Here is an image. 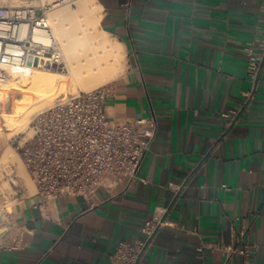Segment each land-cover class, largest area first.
<instances>
[{"label": "crops", "instance_id": "crops-1", "mask_svg": "<svg viewBox=\"0 0 264 264\" xmlns=\"http://www.w3.org/2000/svg\"><path fill=\"white\" fill-rule=\"evenodd\" d=\"M95 2L98 31L124 59L105 110L154 115L155 136L136 177L90 198L44 203L35 185L0 182V264H110L162 208L169 224L139 264H264V71L224 127L251 87L245 47L262 36L264 0Z\"/></svg>", "mask_w": 264, "mask_h": 264}, {"label": "built area", "instance_id": "built-area-1", "mask_svg": "<svg viewBox=\"0 0 264 264\" xmlns=\"http://www.w3.org/2000/svg\"><path fill=\"white\" fill-rule=\"evenodd\" d=\"M49 5L40 0L37 4H0V83L29 75L34 68L65 70L64 52L46 14ZM245 49L250 54L251 87L240 106L224 114L228 117L225 129L240 118L256 94L264 71V30ZM108 93V86L102 85L65 95L33 116L29 135L19 141L17 151L42 202L60 195L90 198L98 187L113 188L121 178L131 181L137 176L155 136L156 119L154 115L110 116L105 110ZM10 179L14 183L17 175L12 173ZM166 212L167 208L158 209L143 221L142 238L119 241L110 264H139L159 229L169 224ZM247 250L232 249L243 254Z\"/></svg>", "mask_w": 264, "mask_h": 264}, {"label": "bare ground", "instance_id": "bare-ground-1", "mask_svg": "<svg viewBox=\"0 0 264 264\" xmlns=\"http://www.w3.org/2000/svg\"><path fill=\"white\" fill-rule=\"evenodd\" d=\"M61 1L65 2L67 0H40V2L45 4H51L52 7H58ZM76 9L77 14L76 12L74 14V10H71V12H73L72 14L71 12L68 13V9L67 12V10H64L63 8H56L51 14L47 15L49 22H53L52 27L54 26V30L57 33L56 36L58 35V39L60 38L62 41L61 44L63 49L65 48L64 53L68 54L69 62H67L66 65L68 71H72V74L70 73L71 80L80 82V79L82 78L83 81H92V79L96 80L98 77H106L114 71V65L111 60L108 59V55L98 54L95 50H91V52L88 53L83 47L80 48L83 53L82 55H79V53L72 50V42L81 38H86L87 40L88 35L91 33L90 26L86 27L84 25V19L86 18H82L78 13L82 12L84 15L89 13V18L90 16L92 17L90 20L94 19L92 21L97 23L99 19L98 9L100 11V7L96 5L95 0H79ZM88 16L86 15V17ZM90 20L88 22L91 23ZM72 37L74 40L70 41ZM96 41H98L104 49L109 47V45L111 46L105 38H98ZM92 42L89 43L90 46H92ZM72 69H78L79 73L76 70L74 72ZM68 71H61L52 68H34L29 75L21 76L20 79L9 83L10 86H8L7 83L5 87L4 85H1L0 100L7 97L10 93V89H17L21 94V98L19 97L18 103L14 106L13 116L12 114L9 117L7 116L6 120L17 124L16 121H18V117H21L22 122L20 123L19 121L18 123L20 124L16 125V129L21 130L32 112L43 109L48 105L51 98L56 93L60 92L59 86L64 83L63 79L67 77ZM97 82H99V80ZM83 83L84 82H82V84ZM85 84L86 83H84V85ZM92 84H94V82ZM86 87L88 88V86Z\"/></svg>", "mask_w": 264, "mask_h": 264}, {"label": "rangeland", "instance_id": "rangeland-1", "mask_svg": "<svg viewBox=\"0 0 264 264\" xmlns=\"http://www.w3.org/2000/svg\"><path fill=\"white\" fill-rule=\"evenodd\" d=\"M21 1V2H19ZM79 0H67L65 2L60 3V5L58 7H52V5L50 4L48 9L46 10V14L49 15L52 13V11H54L56 8H63L64 10H67L68 13L71 12V10H74V14L76 12L77 14V3ZM22 2H33L34 4L38 3V0H0V4L1 5H8V6H16V5H20ZM76 9V11H75ZM73 12H71L73 14ZM82 13V12H81ZM80 12L78 14H80V16L82 18H86L84 19V25L86 27L90 26V31L91 33L88 35L87 40L86 38H81L79 40H76L74 42H72V50L76 53H79V55H82V50L80 49L81 47H83L86 52L88 51L91 52V50H95L98 54H104V55H108V59L111 60V62L114 65V71L112 74L107 75L106 77H98L95 79L91 80H82V78L79 81H72L71 80V70L70 72L68 71V67L66 65L65 70L68 71V75L67 77H65L64 83L60 84L59 86V93H56L50 100V102L48 103L47 106H45L43 109L49 107L50 105H52L57 99L61 98L62 96L65 95H69V94H75L78 93L79 91H89L91 89H94L98 86H102V85H110L112 83V81L122 73L123 68H124V62H123V55H120V49L118 47H116L115 43L112 42V40H110L107 37H104L102 34H100V32L98 31L97 27H96V22L90 20V18H92L88 15H90L89 13L86 14L88 17H86V15H84V13L81 14ZM87 13V12H86ZM84 16V17H83ZM48 17V16H47ZM91 21L88 22L89 20ZM87 20V21H86ZM49 21V20H48ZM90 23V24H89ZM50 27L53 32V34H55L54 36L56 37V39L58 40V42L61 45V48L64 52L63 46H62V41L59 38L58 39V35L56 36V32L54 30V26L52 27L53 22L51 21V23L49 22ZM60 37V36H59ZM98 38H105V40H108V43L111 44V46L109 45V47H106L105 49L102 48L101 44L96 41ZM60 40V41H59ZM74 40V38L72 37L70 39V41ZM93 41V42H92ZM92 42V46L89 45V43ZM76 50V51H75ZM66 52V51H65ZM68 54L64 53V58H65V62L67 64V62H69V57L67 56ZM67 60V61H66ZM73 70V69H72ZM78 71V69H74L73 71L75 72ZM82 70V69H80ZM71 73V74H70ZM79 73V71H78ZM84 74V73H83ZM20 77H15V78H11L8 79L6 82L4 83H0V87L1 85H7L10 86L9 83L20 79ZM66 79V81H65ZM99 80V82H97ZM82 82L86 83L84 85V83L82 84ZM94 82V84H92ZM97 82V83H96ZM65 84V85H64ZM88 86V88L86 87ZM3 87V88H4ZM2 88V87H1ZM0 88V89H1ZM85 88V89H84ZM9 94L7 95V97L5 99H1L0 100V182L3 183L2 187L5 189H11L9 182L12 183L11 179H10V175L12 173H15L17 175V180L12 183L14 185H22L24 188L28 189V192H32V190L34 189V183L30 177V175L28 174L20 156L19 153L17 151V145L19 143V141H21L23 139L24 136L29 135L28 133V126L30 121L32 120L33 116L38 113L39 111L43 110H36L34 112H32L30 114V116L28 117V119L26 120V122L24 123V126H22L21 130L20 129H16V125L20 124L21 121V117H18L19 119H17L18 121L17 124L7 121L6 117L8 116H13L14 114V106L18 103L19 101V97L21 98V94L19 93V91L17 89H10L9 90ZM20 121V123H18Z\"/></svg>", "mask_w": 264, "mask_h": 264}]
</instances>
